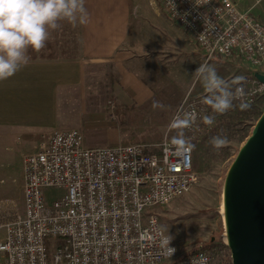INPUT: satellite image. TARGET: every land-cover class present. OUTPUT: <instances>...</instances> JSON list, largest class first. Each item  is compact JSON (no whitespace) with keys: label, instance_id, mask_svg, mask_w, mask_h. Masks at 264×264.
<instances>
[{"label":"built area","instance_id":"built-area-1","mask_svg":"<svg viewBox=\"0 0 264 264\" xmlns=\"http://www.w3.org/2000/svg\"><path fill=\"white\" fill-rule=\"evenodd\" d=\"M172 22L193 39L207 62L231 61L246 70L245 96L258 107L264 100V24L235 0H158ZM113 114L116 104L109 102ZM202 100H186L173 113H192L186 139L200 142L212 125ZM166 126L156 144H115L89 148L78 129L44 133L37 151L22 158L24 210L6 226L0 264H191L206 254L222 264L218 251L199 248L170 257L160 247L168 234L156 208L181 198L195 183L193 149L181 151ZM58 189L56 197L48 190ZM224 264V263H223Z\"/></svg>","mask_w":264,"mask_h":264},{"label":"crops","instance_id":"crops-1","mask_svg":"<svg viewBox=\"0 0 264 264\" xmlns=\"http://www.w3.org/2000/svg\"><path fill=\"white\" fill-rule=\"evenodd\" d=\"M263 1L235 0L264 24ZM156 4V0H85L87 24L60 21L58 29L50 30L45 48L39 52L29 49V63L0 82V147L11 149L17 144L25 155L37 148L44 133L83 127L85 111L92 101L93 86L87 73L90 67L110 65L120 76L112 88L118 107L136 105L139 110L153 108L154 101L161 103L154 87L167 86L165 38L150 39L149 32H139L150 31L152 23L167 29V19ZM150 62L156 63L153 68L160 75L159 85L137 76L138 70L149 67ZM176 83L184 93L181 82ZM106 115L98 113L85 124L89 126L84 128L86 137L82 132L87 147H99L100 138L106 146L120 142L116 117L109 113L116 121L109 126Z\"/></svg>","mask_w":264,"mask_h":264},{"label":"rangeland","instance_id":"rangeland-1","mask_svg":"<svg viewBox=\"0 0 264 264\" xmlns=\"http://www.w3.org/2000/svg\"><path fill=\"white\" fill-rule=\"evenodd\" d=\"M155 5L160 12V15L167 19V29H163L158 24H149L150 31L140 30L143 35L149 32L150 39H155L160 36L165 40L162 42L167 51V81L176 83L179 80L184 90V99L186 100H202L205 102L207 93L199 80L194 78L193 74L200 64L208 63L214 65L218 74L231 81L233 78L246 74L243 67L235 65L231 61L221 59L206 61L204 55L196 47L191 37L182 30L179 26L172 22L164 10L162 5L156 0ZM264 4V1H263ZM262 22V21H261ZM263 23V22H262ZM143 37V36H140ZM184 38L187 39L184 41ZM148 40V38H146ZM145 50H149L145 46ZM156 48V47H155ZM156 63L150 62L149 67H142L138 70L137 76L145 82L159 85L160 75L157 69H154ZM88 80L91 81L92 94L91 103L88 104L87 111L84 115V126H77L75 129L84 133L85 125L88 120L93 121L98 113L107 114V125L112 126L116 121L109 115V102L113 101L118 107V101L113 93V84L119 81L115 77V72L110 65L105 67H90ZM181 74V81L179 79ZM186 75V76H185ZM158 81V82H157ZM235 87V86H234ZM163 86L154 89H162ZM208 116L214 117V123L219 122L221 114L214 113L212 108L206 104ZM259 111L264 112V100L257 107ZM115 113V112H114ZM258 118L255 116L248 119V129L250 126L256 125ZM97 125V124H96ZM166 127L161 129V135ZM84 137V138H85ZM163 138V135H162ZM86 139V138H85ZM103 138H100L99 147H105ZM127 138L121 136V140L117 144H134L127 143ZM204 141V140H202ZM200 141V142H202ZM246 140L242 141L239 137L231 139L220 149L214 147H205L202 153L198 154L197 162L198 169L194 170L199 174V181L181 198H176L169 205L162 208H156L155 214L158 216L160 225L165 232L172 237V241L178 246L180 255L189 254L193 249L211 248L218 251L219 255H223L225 251L221 249L219 241H225L224 230V208L223 206V188L227 170L230 168L235 156H237L240 148ZM155 142L152 144H158ZM194 142V141H192ZM191 142V144H192ZM115 145V144H113ZM2 146V145H1ZM39 146V145H38ZM38 146L32 152L37 151ZM10 148V146H9ZM22 150L19 145H11V149H6V146L0 147V240L6 234V226L15 220V216L22 214L24 210V194H23V179L22 178ZM195 158V155H194ZM193 158V159H194ZM195 166V159H194ZM49 194L56 197L62 193L61 190H48ZM222 264H228L224 261Z\"/></svg>","mask_w":264,"mask_h":264},{"label":"clouds","instance_id":"clouds-1","mask_svg":"<svg viewBox=\"0 0 264 264\" xmlns=\"http://www.w3.org/2000/svg\"><path fill=\"white\" fill-rule=\"evenodd\" d=\"M60 21L87 24L89 14L85 0H0V82L13 77L29 63V49L39 52L45 48L50 30L58 29ZM193 76L201 82L207 93L205 103L214 113H226L233 107L235 99L245 96L242 85L246 78L243 75L229 81L218 74L214 65L203 63ZM152 107L155 109L164 106L154 101ZM240 107L244 110L250 105L242 102ZM194 119L192 113L177 114L168 126L170 130H178V135L173 137L172 142L181 151L194 148L183 135V130L190 128ZM203 122L212 125L214 117L205 115ZM227 142V138L222 136H215L210 141L216 149H220ZM171 240L172 237L168 235L160 241L164 254L170 257L176 251L169 246ZM191 264H208V258L202 253L198 258H192Z\"/></svg>","mask_w":264,"mask_h":264},{"label":"water","instance_id":"water-1","mask_svg":"<svg viewBox=\"0 0 264 264\" xmlns=\"http://www.w3.org/2000/svg\"><path fill=\"white\" fill-rule=\"evenodd\" d=\"M254 78L264 84V75ZM224 230L232 264H264V112L227 170ZM224 235V234H223Z\"/></svg>","mask_w":264,"mask_h":264},{"label":"trees","instance_id":"trees-1","mask_svg":"<svg viewBox=\"0 0 264 264\" xmlns=\"http://www.w3.org/2000/svg\"><path fill=\"white\" fill-rule=\"evenodd\" d=\"M115 77L119 78L118 74ZM156 95L160 100L163 108H143L139 109L136 105L130 107H117L113 113L116 117L120 136L127 138V143L134 144H152L162 140L161 129L166 127L171 119L172 114L177 107L182 104L184 93L174 82H168L167 86L162 89H155ZM262 115L257 107L250 106L242 110L240 104L233 101V107L224 114L220 115L219 122L212 124L210 131L202 142H192L194 145L193 153L195 155L194 169H198L197 157L202 153L205 147H213L210 143L215 136L226 137L227 141L239 137L242 141L246 140L253 128V124L248 129L247 121L252 117L259 119ZM221 249L225 251L223 255H217L220 261L232 264L231 252L228 246L219 241ZM193 249L190 254L197 252Z\"/></svg>","mask_w":264,"mask_h":264},{"label":"bare ground","instance_id":"bare-ground-1","mask_svg":"<svg viewBox=\"0 0 264 264\" xmlns=\"http://www.w3.org/2000/svg\"><path fill=\"white\" fill-rule=\"evenodd\" d=\"M223 210V209H222ZM223 216H224V213H223ZM224 218V217H223ZM225 235V234H224ZM225 242H227V238H226V235H225Z\"/></svg>","mask_w":264,"mask_h":264}]
</instances>
